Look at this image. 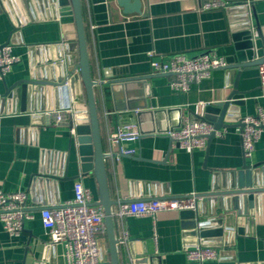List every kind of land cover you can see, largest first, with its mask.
Wrapping results in <instances>:
<instances>
[{"label": "crops", "instance_id": "0c3cea01", "mask_svg": "<svg viewBox=\"0 0 264 264\" xmlns=\"http://www.w3.org/2000/svg\"><path fill=\"white\" fill-rule=\"evenodd\" d=\"M128 2L133 4L132 0ZM139 2L141 12L137 13L125 12L117 0H81L103 150L107 133L119 123L133 120L139 126L135 111L115 109L128 97L119 94L117 86L112 90V81L146 76L147 96L155 101L156 108H180L182 120L202 118L206 104L226 99L235 88L244 97L232 119L223 120L227 125L207 138L204 148L188 152L174 145L167 132H153L141 133L136 142L123 143L134 148V154L119 160L106 156L109 193L116 202L113 211L119 202L131 198L220 190L244 163L264 162V129L252 154L245 157L239 126L240 118L256 114L258 108L264 115L258 64L216 68L183 92L171 89L168 75L152 73L151 68L152 60H167L175 53L193 56L206 50L237 62L236 44L243 38H234L236 29L232 26L239 19L231 20L225 8H201L203 0ZM24 3L21 0L28 20L15 30L7 12L0 11V45L10 43L12 53L19 57L0 79V189L24 191L31 217L24 219L18 235L9 234L0 220V264H67L63 249L60 254L46 234L40 209L72 199L76 180L91 190L94 202L98 200L97 182L92 171H81L77 141L69 131L71 115L65 113L58 121L54 112H45L73 104L67 82L55 88L19 84L11 96L1 95L5 86L18 80L37 78L43 73H62L68 78L70 73L65 60L66 41L54 16L57 0L55 7L52 3L36 7L30 0L29 7ZM250 19L264 28V0L252 1ZM73 41L69 39L68 43ZM56 54L61 57L56 58ZM260 194L254 195L251 207H245L246 213L235 210L232 203L229 209H221L216 197L198 199L202 214H220L221 220L225 213L230 214L231 228L219 236V245L213 246L218 254L214 259L198 262L187 258L186 250L195 246L196 239L183 234L185 217L180 210H163L155 218L114 216L115 235L118 238L126 231L127 242L134 241L136 257L143 256L144 247L147 255L158 256L153 264H264V198L261 200ZM240 205L242 209V202ZM119 258L121 264L132 259L127 243L119 245Z\"/></svg>", "mask_w": 264, "mask_h": 264}, {"label": "water", "instance_id": "95a60500", "mask_svg": "<svg viewBox=\"0 0 264 264\" xmlns=\"http://www.w3.org/2000/svg\"><path fill=\"white\" fill-rule=\"evenodd\" d=\"M31 5L49 4L55 7V0H30ZM117 0L118 4L125 8V12L140 13L139 0ZM234 1V5L226 8L231 15V20H238L239 23L233 25L236 32L234 38H243L241 43L236 44L237 62L230 58L227 62V69L251 67L259 64L264 59V28L255 25L249 21L247 6L241 0ZM29 7V0H23ZM58 7L54 10V16L59 22L62 38L65 44V60L70 70L68 78H64L60 73L56 76H48L43 73L37 78L22 79L16 81L10 86H5L2 97L11 96V91L17 88L19 84H32L42 87H59L65 82L69 85L72 94L73 121L76 129V141L80 160L81 171L83 173L92 171L97 182L98 200L92 202L95 205H101L104 212L105 237L98 240L99 245V263L98 264H121L119 258L118 239L115 235L114 215L112 206L116 203L110 197L109 186L106 174L103 143L100 133L98 111L95 100L96 81L92 78L90 62L87 49V41L82 16L81 0H57ZM5 10L11 20L13 30L28 20L23 14L21 0H0V11ZM239 13V16L238 14ZM73 39V44L68 40ZM71 47L73 52L71 53ZM59 53V51H58ZM61 54H56L60 58ZM49 73V72H48ZM146 76H137L125 78L118 81H112L110 87L115 90L117 86L118 93L126 95L128 99L120 107L115 106L116 110L135 111V116L139 124L141 133L169 132L180 126L181 109L180 108H156L155 101L148 98V88ZM83 86V90L81 87ZM115 93V92H114ZM243 92L237 88L232 90L226 99L211 102L203 107L202 119L212 123L214 131L207 138L215 135V131L220 127L226 126L225 119H232L236 106L242 103ZM146 122V123H145ZM242 124L239 123V126ZM231 181L220 190L199 194L201 197H216L221 209H229L230 203L235 210L246 213V206L251 207L254 195L264 193V162H258L253 165L245 164L242 170L235 172ZM260 194L262 200L264 196ZM230 199V200H229ZM216 201V202H217ZM231 201V202H230ZM240 202H242V209ZM214 204V203H213ZM200 204H196L195 209L180 210L185 220L182 222L183 234L185 236L195 237V245L217 246L219 245V236L226 235L227 230L231 228L229 223L230 214L225 213L224 220L222 215H205L200 212ZM250 213H252L250 208ZM221 221H224L223 225ZM57 250L62 254L60 244H55ZM134 241L127 242V248L132 257L126 261V264H153L158 256L147 255V249L144 247L143 256L136 257L134 252Z\"/></svg>", "mask_w": 264, "mask_h": 264}, {"label": "built area", "instance_id": "2783aa9c", "mask_svg": "<svg viewBox=\"0 0 264 264\" xmlns=\"http://www.w3.org/2000/svg\"><path fill=\"white\" fill-rule=\"evenodd\" d=\"M253 0H241L247 6L250 19V7ZM234 5L230 0H203L201 8H228ZM19 60L12 53V45H0V79L10 71L11 66ZM227 60L214 50H206L197 55L175 53L167 60H152V73L168 75L171 89L187 91L189 87L203 78H207L216 68H225ZM260 79V96H264V59L257 65ZM47 114L55 113L56 120H61L65 113L72 117L69 126L71 134L76 135L73 121L72 106L62 110L45 111ZM240 135L245 157H249L264 129V115L261 108L254 115H245L240 118ZM214 131L212 123L202 118L185 117L180 126L167 132L174 145L192 152L194 149L204 148L207 136ZM218 132L215 131V134ZM141 132L137 123L128 120L119 123L113 130H109L106 138V156L119 160L123 155H132L135 149L123 145L125 142H136ZM201 196L192 192L185 195L131 198L119 202L113 215L122 219L129 215H149L153 218L163 210L195 209ZM91 190L81 180L73 184V197L59 205L42 207L40 216L42 225L52 244H60L67 264H98V240L105 236L104 212L101 205L92 203ZM27 194L24 191H3L0 189V220L5 230L11 235H18L23 228L24 219L31 217ZM118 245L127 243L128 234L122 231L117 238ZM217 250L213 246L196 244L186 250L189 260L203 262L217 258Z\"/></svg>", "mask_w": 264, "mask_h": 264}]
</instances>
